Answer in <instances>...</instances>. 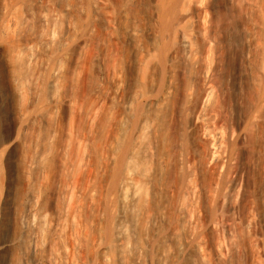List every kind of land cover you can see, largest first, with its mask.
Listing matches in <instances>:
<instances>
[{"label":"bare ground","instance_id":"6f19581e","mask_svg":"<svg viewBox=\"0 0 264 264\" xmlns=\"http://www.w3.org/2000/svg\"><path fill=\"white\" fill-rule=\"evenodd\" d=\"M0 264H264V0H0Z\"/></svg>","mask_w":264,"mask_h":264}]
</instances>
